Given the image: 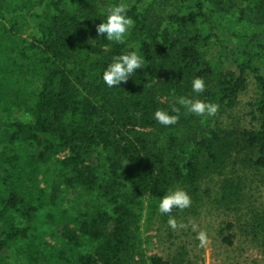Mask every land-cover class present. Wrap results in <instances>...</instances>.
<instances>
[{
  "label": "trees",
  "instance_id": "trees-1",
  "mask_svg": "<svg viewBox=\"0 0 264 264\" xmlns=\"http://www.w3.org/2000/svg\"><path fill=\"white\" fill-rule=\"evenodd\" d=\"M11 1L15 6L5 2L10 9L31 8L39 1L44 8L36 14L40 37L32 41L0 21V101L34 117L0 126V143L10 147L0 161V264H10L20 240L39 233L53 264H170L160 254L142 257L135 243V229L144 215H157L162 195L176 187L196 193L201 177L224 163L223 150L235 149L236 140L254 153L251 161L264 173V74L254 64L264 53L248 50L250 45L264 49V27L251 35L246 29L234 30L244 19L264 25V0L241 10L237 20L229 14L227 0H181L163 28L148 21L137 0L127 7L134 25L119 43L98 36L96 25L107 7L122 0ZM222 36L226 40L218 45V57L208 58L203 47ZM132 50L146 65L120 86L107 87L102 73L112 56ZM231 54L243 57L237 71L223 67ZM31 67L40 78L38 90L29 77ZM249 70L260 94L248 127L223 137L224 129L214 125L216 113L197 117L178 104L176 124L154 120L157 108L170 111L176 97L194 94V77L206 85L199 99L218 108L233 106L248 86ZM183 118L191 123L184 130L179 129ZM153 130L167 133L165 140L153 138ZM103 152L106 180L98 173ZM200 154L206 157L204 163ZM54 157H59L58 170H46ZM45 181L51 183L49 190ZM79 188L100 191L112 209H78ZM65 202L70 208L62 207ZM180 212L173 209L168 215ZM18 216L28 225H18ZM257 216L256 222L264 226V211ZM232 227L226 222L222 231L227 245L234 244ZM84 236L95 241L94 250L72 256V247Z\"/></svg>",
  "mask_w": 264,
  "mask_h": 264
},
{
  "label": "rangeland",
  "instance_id": "rangeland-1",
  "mask_svg": "<svg viewBox=\"0 0 264 264\" xmlns=\"http://www.w3.org/2000/svg\"><path fill=\"white\" fill-rule=\"evenodd\" d=\"M137 0H122L127 6H131ZM259 0H227L226 7L234 19L241 18V10L248 6L258 5ZM5 2L15 6L11 0H0V21L7 27L13 28L20 38L32 41L40 37L37 28L36 14L42 12L44 2L39 1L30 7H17L10 9ZM142 12L147 15L148 21L154 26L163 28L169 24V16L177 12L182 4L181 0H141L139 2ZM61 7L63 5H60ZM264 12V10H262ZM2 15V16H1ZM1 24V23H0ZM263 23L256 24L248 19L236 24L234 30H247L250 35L263 30ZM194 32V30H191ZM206 31H204V34ZM15 36V35H14ZM235 42L238 40L233 37ZM209 47H203L208 58L218 57V48L225 42L226 37L211 38ZM257 43V42H255ZM264 44V40H263ZM219 45V47H218ZM248 50L252 52L264 49L250 45ZM18 56V55H17ZM243 60L242 55L231 54L225 61V70H239V63ZM239 62V63H238ZM254 64L264 74V59L257 55ZM31 80L38 90L40 84L39 75L30 68ZM248 86L238 96L233 106L221 105L215 115V126H220L230 136L234 130L248 127L252 120L254 103L257 101L260 89L254 73L249 70L247 74ZM199 93H194L192 98H199ZM33 114L24 109L9 106L0 101V126H7L16 119L24 120V114ZM25 121V120H24ZM179 129H187L191 123L181 119ZM153 138L165 140L167 133L153 130ZM177 133H181L178 130ZM228 140L229 137H227ZM224 138L223 142L228 143ZM237 146L230 151L227 147L223 150L225 160L222 165H216L201 177L196 193L190 194L191 205L182 210L178 215H171L176 219L177 227L172 229L168 226V214H160L148 219L143 216L135 229V243L137 251L142 257L147 258L151 254H160L170 261V264H264V226L256 222L257 214L264 211V173L259 171L251 161L254 156L248 148L240 147V140H236ZM230 145V144H229ZM10 153V147L0 143V161ZM206 157L200 154V162L204 163ZM59 157H54L45 169L57 171ZM98 173L103 180L108 179V164L105 152L98 167ZM47 189H50V181H45ZM76 207L89 213L111 210L112 204L101 195L98 190L79 188L75 195ZM62 207L70 208V202ZM262 215V214H260ZM197 223L199 231L205 229L209 236V243L204 247H198L196 233L191 227H179L181 223L189 221ZM232 222L233 227L229 231L234 236V244L227 245L222 241V231L225 223ZM16 223L21 226L28 225L27 220L21 216L16 218ZM44 236L31 234L26 240H20L13 248L10 264H53V255L43 245ZM95 241L89 237H82L79 245L72 247V256L79 253L93 251Z\"/></svg>",
  "mask_w": 264,
  "mask_h": 264
},
{
  "label": "clouds",
  "instance_id": "clouds-1",
  "mask_svg": "<svg viewBox=\"0 0 264 264\" xmlns=\"http://www.w3.org/2000/svg\"><path fill=\"white\" fill-rule=\"evenodd\" d=\"M103 15L105 18L96 25L98 36H105L107 40L117 43L123 42L134 25L133 18L128 15L127 6L123 2L116 3L107 7ZM145 65L144 57L137 50L113 55L111 62L103 70L102 80L109 88L120 86L121 82L127 81L136 69H141ZM205 88L206 85L203 78H193L191 89L194 93H204ZM176 104L183 106L187 114L197 117H212L218 109V105L214 102L181 95L176 97L175 103L170 104V111L157 108L153 112L154 120L164 126L176 124L180 114V108L176 107ZM31 118L30 114H24L25 121L31 120ZM191 203V196L185 189L180 187L172 188L159 199L158 212L163 215L172 213L173 209L182 211L188 208ZM167 224L172 229L177 227L176 219L171 215L168 217ZM188 226L196 233L198 247H204L209 243L207 231L203 228L197 231L198 225L196 222L190 220L187 225L184 223L179 225V227Z\"/></svg>",
  "mask_w": 264,
  "mask_h": 264
}]
</instances>
